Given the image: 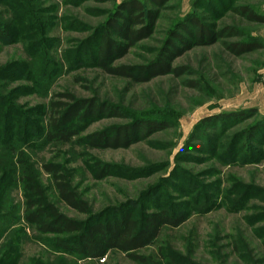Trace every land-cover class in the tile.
<instances>
[{
	"label": "rangeland",
	"instance_id": "374dc122",
	"mask_svg": "<svg viewBox=\"0 0 264 264\" xmlns=\"http://www.w3.org/2000/svg\"><path fill=\"white\" fill-rule=\"evenodd\" d=\"M124 1L0 0V264H264V24L234 11L264 16V0H168L161 8L140 0L158 12L152 34L113 67L157 62L172 32L189 38L179 26L193 30L190 17L221 33L176 57L178 74L142 83L96 66L106 22ZM252 43L260 47L228 50ZM63 94L109 112L71 143L50 144L48 105ZM134 123L155 127L126 148L82 141ZM47 165L60 168L86 213L60 200ZM29 177L84 230L122 214L138 224L152 214L184 221L139 250L142 262L118 251L84 258L73 251L77 234H42L25 222Z\"/></svg>",
	"mask_w": 264,
	"mask_h": 264
},
{
	"label": "trees",
	"instance_id": "16d2710c",
	"mask_svg": "<svg viewBox=\"0 0 264 264\" xmlns=\"http://www.w3.org/2000/svg\"><path fill=\"white\" fill-rule=\"evenodd\" d=\"M147 1L161 8L168 0ZM234 11L250 22L264 24L263 15L254 14L246 7ZM157 17L158 12L146 9L140 0H127L119 4L112 17L107 20L101 34L100 45L96 52V66L114 77L131 79L136 83L147 82L154 77L178 74L176 69L171 68V62L176 57L193 47L214 44L221 37V33L210 30L197 17H190L188 23L189 27L191 25L194 28L193 30L188 28V24L179 26L181 29L179 31L186 33L189 38L184 39L177 32H172L166 46L169 50H165L163 57L157 62L147 67H113V62L122 58L129 48L152 34ZM112 36L120 41L116 42ZM4 38L5 34H0V39ZM175 39L180 44L179 48L172 43ZM259 47L255 43L246 46L230 45L228 50L240 55ZM57 97L64 99V102L53 99L48 105L44 139L50 144L71 143L79 136L87 123L109 112L104 106H98L94 100H77L71 94ZM110 113L117 115L115 112ZM226 116L231 117L232 114L220 115L217 118ZM151 127L154 128L155 125L134 123L119 126L113 128L111 135L106 132H97L88 135L86 141H82L95 148H126L145 136V131ZM45 169L53 176L60 200L69 208L86 213L85 203L77 199L66 176L60 174V168L47 165ZM22 181L25 195V222L34 226L42 234L59 236L77 234L73 251L88 259L99 260L109 251H118L132 260L142 262L143 259L136 255L139 250L152 245L164 227H178L184 221L181 217L152 214L138 224L130 214H122L116 218L107 219L104 223H93L84 230L83 224L68 219L48 204L44 200L42 190L32 178H25ZM63 252L71 253V248H63Z\"/></svg>",
	"mask_w": 264,
	"mask_h": 264
}]
</instances>
